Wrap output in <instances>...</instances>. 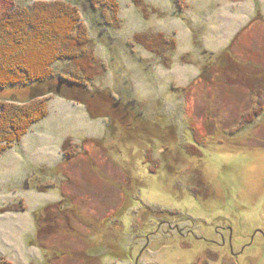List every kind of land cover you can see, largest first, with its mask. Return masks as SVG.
<instances>
[{
  "label": "rangeland",
  "instance_id": "rangeland-1",
  "mask_svg": "<svg viewBox=\"0 0 264 264\" xmlns=\"http://www.w3.org/2000/svg\"><path fill=\"white\" fill-rule=\"evenodd\" d=\"M76 1L101 74L76 85L61 60L44 82L0 89L17 104L48 98L47 117L0 156V211L26 207L0 213V264H264V113L245 124L264 96V0H114L120 29ZM21 2L0 0V20ZM143 33L175 39L172 64L134 44ZM99 94L110 97L91 114ZM118 97L141 121L109 119ZM190 128L204 166L179 150ZM55 204L36 236L34 214Z\"/></svg>",
  "mask_w": 264,
  "mask_h": 264
},
{
  "label": "trees",
  "instance_id": "trees-1",
  "mask_svg": "<svg viewBox=\"0 0 264 264\" xmlns=\"http://www.w3.org/2000/svg\"><path fill=\"white\" fill-rule=\"evenodd\" d=\"M21 1L23 5H18L17 8L9 11L0 20V89L18 86L29 87L32 84L44 82L55 76L54 65L61 60H67L69 63L75 64L79 74H71L70 81L76 85L94 81L93 78L100 75L101 70L97 65L99 60H97L94 52L89 49L93 43V38L90 36L91 32L82 22L79 1L55 0L56 2L53 3L41 2L42 0H36L33 3ZM90 2L93 6L95 4L96 10L101 12L106 24L108 23L115 29L122 27V20L119 15L120 7L116 1L91 0ZM134 39V44L141 45L151 52L161 53L158 55L162 56V61L166 65L172 64L173 57L171 54L175 52L177 47L174 38L167 39L164 35L152 37L147 33H143L136 35ZM221 54L230 56L231 49L227 48ZM186 57L181 60L185 61ZM230 67L234 71L238 70L237 65H231ZM258 93L262 96L258 107L245 117V124L254 123L264 113V96L262 92ZM98 97V100L90 98L87 102L88 111L91 114L95 109H103V97L109 99L110 96L99 94ZM30 99V101L23 104H17L18 102L11 100H0V156L19 142L32 125L47 117L48 98L41 95ZM107 115L109 118H115L113 112L108 111ZM191 130L190 139L192 142L184 143V146H180V149L178 147L177 150L179 149L182 156L187 155L189 159H191L189 151H192L204 166V164L206 165L205 159L203 160L204 154L198 147L205 145V143H199L196 137L193 136L195 135L194 130ZM72 144V140L68 139L62 146V151L68 159L75 154L69 152V150H72ZM172 145L175 149L179 146L177 143ZM163 162L164 160L160 161L159 168L162 167ZM165 169L166 166H164ZM201 191L194 192L190 189L195 197L201 195ZM57 207V204L47 206L44 210L34 214L36 236H41L47 231L46 227L42 228L39 225V221L47 213L49 215L54 213V209ZM25 210L24 205H13L1 209L0 213L24 212ZM44 256L46 257L47 254L45 253ZM48 262L49 259L43 263L48 264Z\"/></svg>",
  "mask_w": 264,
  "mask_h": 264
},
{
  "label": "flooded vegetation",
  "instance_id": "flooded-vegetation-1",
  "mask_svg": "<svg viewBox=\"0 0 264 264\" xmlns=\"http://www.w3.org/2000/svg\"><path fill=\"white\" fill-rule=\"evenodd\" d=\"M90 13H95V12L92 11ZM121 95H123V94H121ZM91 99H93V98H91ZM117 99L118 100L115 103H113L114 104L113 105V107H114L113 115H114L116 120L118 119V116H121L120 119H122L123 121L126 119H135V118L137 119V122L141 121L140 116H142V113H140V114L135 113L136 110H138L139 106L134 99H124L123 97H118ZM84 106H85L86 110L88 111V109H89L88 104H85ZM109 119L112 120V118H109ZM101 140H103V139H101ZM173 231L181 232V234H180L181 237H185L184 232L182 230H180L178 227L174 228ZM187 236H189V235H187ZM224 242H225L224 243L225 246L228 245L226 240ZM228 242L230 243V246H231V251H232L231 255H234L233 249H232V241L228 240Z\"/></svg>",
  "mask_w": 264,
  "mask_h": 264
}]
</instances>
